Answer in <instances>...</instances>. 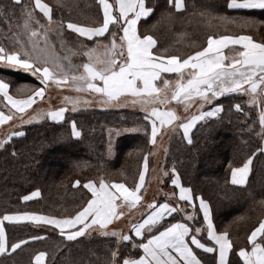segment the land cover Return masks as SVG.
I'll return each instance as SVG.
<instances>
[{"label":"trees","instance_id":"16d2710c","mask_svg":"<svg viewBox=\"0 0 264 264\" xmlns=\"http://www.w3.org/2000/svg\"><path fill=\"white\" fill-rule=\"evenodd\" d=\"M41 1L51 9V23L55 27L50 38L49 67H53L51 61L55 60L65 67L69 77L79 74L82 64L88 60L85 52L91 48L103 49L112 38L106 33L104 37L85 39L67 25L98 26L102 23L99 1ZM228 1L183 0L184 8L177 10L168 0H146L153 12L139 21L138 34L153 36L157 41L154 52L165 54L166 49V54L183 58L202 50L209 35H250L256 42H264V9L230 10ZM13 5L14 0H0V7L5 9L0 15V37L5 36L11 23L19 20L24 7L32 9L36 19L49 21L33 8L32 0H21L20 5ZM244 18L254 23L242 26ZM110 30L117 33L118 39L119 24L111 25ZM97 40L103 43L98 46ZM0 43L5 45L4 40ZM0 79L9 84L12 95L26 96L42 86L35 77H23L1 68ZM217 103L223 105V111L197 123L191 132V144L179 129L169 135L164 157L159 162L166 177L157 202L169 199L164 190L170 187L171 170L175 167L182 184L191 188L194 196L208 202L215 230L228 233L233 243L230 264H242L238 251L250 247L248 236L264 219L261 203L264 201V154L257 151L264 138L259 122L262 106L250 104L244 93L221 96L209 108ZM237 104L239 110L235 107ZM0 109L5 110L1 97ZM144 117L143 112L129 109H87L66 111L60 122L45 119L24 127L20 131L23 135L12 136L0 148V217L23 212L73 216L91 198L84 187L88 182L124 183L134 189L146 156L148 170L152 164L150 123ZM73 122L80 137L72 136ZM253 153L247 183L232 185L231 168L242 166ZM34 191H39L38 198L22 199ZM186 211L194 215L196 226L203 228L199 235L201 241L210 245L200 210L194 206L187 207ZM175 221L185 222L183 214L168 218V222ZM5 231L8 244L20 240L27 243L0 257V264H33L32 259L38 252L46 253L45 264H112V251L118 253L116 259L122 264L125 258L142 255L139 247L132 246L140 242L132 232L127 234L131 236L130 241L118 243L114 236L94 235L68 242L52 227H37L31 223L5 224ZM33 236L41 238L33 240ZM147 236L146 232L145 239ZM257 242L264 245V237L260 236ZM194 251L204 264H214L213 254L207 255L195 248Z\"/></svg>","mask_w":264,"mask_h":264},{"label":"snow or ice","instance_id":"6c2138e0","mask_svg":"<svg viewBox=\"0 0 264 264\" xmlns=\"http://www.w3.org/2000/svg\"><path fill=\"white\" fill-rule=\"evenodd\" d=\"M21 0H14V5H20ZM36 6L52 21L51 9L41 0H35ZM177 10L184 8L183 0H168ZM103 8V21L95 27H83L74 23H68L67 27L80 36H85L89 40L93 37H104L105 33L111 36V43L104 44L103 49L91 48L85 55L89 60L82 65L83 72L71 76L74 82V90L77 92L89 91L99 94L102 104L119 102L121 97H131L134 104L139 103L144 106L146 113L144 119L151 124L149 143L155 144L162 127L173 125L181 118L173 110L162 111L155 107L157 104L168 103V97L161 98L162 89L155 83L161 77V73H175V89L172 91L171 100L178 102H189L199 98L200 109L205 104H212L217 98L230 93H246L249 95L250 104H258V97L264 99V42H256L250 35H209L207 46L202 50H197L194 54L183 58L175 54H165L154 52L157 41L152 35H140L137 32V22L143 17L147 18L153 8L147 6L146 0H116L115 8L107 0H100ZM230 9H264V0H229ZM5 9L0 7V15ZM118 12V16L114 15ZM24 16L23 34L12 33V39L18 50L6 49L0 45V64L10 69H22L30 72L39 79L44 87H37L32 95L26 99L17 100L9 94V84L0 80V95L15 109L5 115L0 111V124L18 119L21 124L31 123L38 116H29L25 119L26 110L36 102L35 98H43L49 82L57 85L68 81L67 70L59 65L55 60L51 61L53 67L46 66L49 59L41 55L38 41H33L37 36V29L31 26L34 20L33 13L27 7L22 9ZM121 21L123 22L121 24ZM38 24L39 21L37 20ZM248 18H244L242 26L253 24ZM119 24L123 35L119 36L117 44V33L110 30V25ZM22 35H27L28 40L24 41ZM107 40V37H105ZM99 45L103 43L97 40ZM230 45L232 56L227 57L222 53V49ZM126 49V56L124 55ZM228 61V62H226ZM63 73L58 76L57 72ZM78 71V69H76ZM99 83H96V82ZM171 81L165 79L164 85L167 87ZM68 99L67 97L65 98ZM73 111L76 109L78 100L72 101ZM87 103V101H85ZM186 103V108L190 107ZM239 110V104L235 105ZM65 108L49 111L47 118L51 121L60 122L64 120ZM223 111V105L217 103L207 111L201 110L198 115H192L179 122L178 127L183 130V138L192 143L190 132L197 125L198 121L209 117H216ZM260 126L264 130V108L261 109ZM138 130V129H134ZM147 131V129H145ZM23 132L16 131L8 134V139L12 136H21ZM75 122L72 123V136L80 137ZM7 140L0 141V148L4 147ZM258 152L264 154V148H258ZM249 156L240 167L231 168V183L233 185H245L247 183L253 157ZM148 168V159L145 157L143 170L139 172V181L134 189L126 187L124 183L108 184L101 180L97 188L92 182L84 185L92 193V198L87 200L86 206L82 207L75 215L65 218L55 216L40 215L37 213L23 212L15 214H5L0 218V254L8 250V242L5 235L4 221L10 223L31 222L37 227L50 225L59 230V234L65 241L76 242L78 238L88 235L95 229L104 236H114L117 242L130 241L131 236L109 231V225L114 220L124 215L123 207L135 208L141 201V189L145 183V172ZM167 174V173H166ZM79 184V181L76 182ZM171 184L178 190V199L175 203L168 200L164 202L152 201L147 205L148 211L143 214L142 219L133 224L131 230L139 244L133 243V248L139 247L143 251L138 259L125 258L123 264H203L195 249H200L205 253L214 255L216 264H230L229 254L233 249V243L227 232L218 233L211 219V210L207 201L202 197L194 196L192 189L185 187L180 179L175 167L171 170ZM39 191H34L31 195L23 196V200L28 201L39 196ZM176 196V192L166 194ZM199 200V210L203 213L204 224L207 228V237L211 245L203 243L199 234L202 227H197L195 217L186 211L187 207H194L195 201ZM181 201L184 203L182 204ZM264 204V201L261 202ZM183 214L185 222H168V218L173 214ZM187 221H193L188 223ZM148 233L145 242V233ZM264 237V220L259 222L248 236V242L252 245L251 252L240 248L238 255L243 264H264V245L256 242L257 235ZM33 236L31 239H40ZM27 241L20 240L12 243L10 248L15 251L26 244ZM194 246V248H193ZM118 253L112 251V264H120L116 259ZM45 252H40L34 258V264H43Z\"/></svg>","mask_w":264,"mask_h":264},{"label":"crops","instance_id":"0c3cea01","mask_svg":"<svg viewBox=\"0 0 264 264\" xmlns=\"http://www.w3.org/2000/svg\"><path fill=\"white\" fill-rule=\"evenodd\" d=\"M98 1H99V4H100V0H98ZM107 2L108 3H111L113 5V7L115 8L116 0H112V1H108L107 0ZM228 3H229V1H228ZM173 6H174V3H173ZM227 6H228V4H227ZM100 8H101V13H102V21H103V8H102V5L101 4H100ZM174 8H175V6H174ZM230 10H263V9H230ZM114 15H117L118 16V12H114ZM144 19H146V18H143L142 17L139 21L144 20ZM139 21L137 22V32H138V23H139ZM122 23L123 22L121 21V24ZM71 31H73V30H71ZM76 34H78V33H76ZM121 35H123V33H122L121 29H120L119 36H121ZM80 37H83L85 39H88L85 36H80ZM95 38H99V37H93L92 39H95ZM119 43H120V41H119V37H118L117 44L119 45ZM206 46H207V44H206ZM233 47H239V46L238 45H236V46L230 45L228 48L222 49V53L225 56H227V57H231L232 56V52H230V50ZM98 49H102V48H98ZM228 50H229V52H227ZM124 55L126 56V49H125ZM88 60H89V58H88ZM88 60H87V62H88ZM226 62H228V61H226ZM82 72H83V68L81 69V72L80 73H82ZM59 74L60 73L57 72V75L58 76H60ZM164 75H173V76H171L170 78H164V77H162ZM160 78L162 79L161 82H159V79H158L155 83L157 84V86H159L162 89L161 94H160L161 95V98H163L164 96H167L169 102L168 103H164V104H157V105H155V107H157L158 109H160L162 111H167V110H170V109L173 110L177 114V116H179L181 118V121H183L186 118H190L192 115H198L201 110L207 111V110L210 109L209 108L210 104H205L203 106V109H200L198 107V105L200 103L199 98H195L194 100L189 101V102H178V101L175 102L174 100H171L172 91L175 89V86H176L175 85V81L177 79V75L175 73H161V77ZM165 79L171 81V83L167 87H165V85H164V80ZM96 83H99V82L97 81ZM41 87H44V86L42 85ZM49 89H50V92H49ZM8 91H9V94L12 95L11 92H10V88L8 89ZM65 92L68 95H72V94L78 95L79 97H81L83 103H85V101H87V104L86 103L84 104L86 106L76 108L75 111H78V110H87V109H98V110H123V109H129V110L141 111V112H143L146 115V113L144 111V106H142L139 103L134 104L132 102V99L133 98H131V97H127V98L126 97H121L118 103L117 102H113L111 104L105 105V104H102L100 102L99 94L91 93L89 91H84V92H77V91H75L74 90V82L71 80V76H70L69 79H68V81H66L64 83H61L59 85H57L56 83L50 81L48 87L45 90V94H44L43 98H39V101L37 103H34L31 106V108H29V109L26 110L25 119H27L29 116H33L36 112H38L37 106L39 107L43 103L44 99L48 98V100H49V96H50L49 104H46L43 107H39L40 108L39 110H40V112L42 114L41 118L43 120L48 119L47 118V113L49 111H55V110H57L59 108H65L66 111H73V110H71V108H66L65 107V105H66L65 103L57 102L55 100V96H57L58 94L60 95V93L63 94ZM32 93L29 94V95H26V96H18V95H12V96H13L14 99L22 100V99H26L28 96L32 95ZM0 97L2 98V101L4 103V107H5V110L4 111L1 110V109H0V111H2L5 115L9 114L10 111L12 113H15V109H12L11 108V105L4 99V97L2 95H0ZM186 103H189L191 106L186 108ZM37 119H39V118H37ZM37 119H34L33 121H35ZM33 121L31 123H23V124H21L18 119H13L11 121H7L4 124H0V141L8 140V134H10L12 132L21 131L24 127H26V126H28L30 124L37 123V122H33ZM181 121H176V122H174L173 125H167V126L161 128L160 134H158V136L156 138V143L155 144H152V153H154V149H156V147H157V141L159 140L160 137H162L163 139H165V141H163L162 147L161 148L159 147V149H161L160 152H162L163 149H164V147H165V144L167 142V139H168L169 135L173 131H175L176 129H179L182 132V134H183V130L178 127V124ZM198 122H200V121H198ZM150 130H151V124H150ZM191 132H190V135H191ZM261 148H264V138L262 139ZM157 167H158V169L160 168L159 165ZM157 167H156V169H157ZM151 169L148 170V168H147V171L145 172V183H144V185H143V187L141 189V192H140V195L142 197L141 198V201L137 204V206L135 208L129 209L127 207H123L121 210L124 212V215L121 216L119 219L114 220L112 222V224L109 225V228H108L109 231L110 230L111 231H116L118 233H122V234H125V235H127L129 232H132V230H131L132 225L135 224V223H137V222H139L142 218H139L138 221L136 220L134 223L130 224V222L127 223V221L130 219V216H132L133 213H136L137 212V208H140L141 209V207H144V206L147 207V205L149 203H151L152 201H154V200L155 201H158L160 193L163 192L162 191L163 190L162 187L164 185V179H165L166 176L165 175L162 176L161 177V181L160 180L157 181L159 183L158 192H155V191L154 192H151V194L148 196V192L150 191L151 185H154V177H155L154 176L155 174L154 173H151V171H150ZM142 170H143V167H142ZM138 181H139V178H138ZM92 183L98 188L100 181H98V182H92ZM230 183H231V172H230ZM108 184H112V183H108ZM169 186H170L169 189H165L164 190V191H166L165 194H170V193L176 192V196H170V195H168V197H169L168 201L171 202V203H175L176 200L178 199V195H179L178 190H176L173 187V185L171 184V181L169 182ZM234 186H244V185H234ZM130 189H132V188H130ZM90 194H91V198H92V193L90 192ZM29 195H31V194H29ZM156 196H157V198L155 199ZM38 197L39 196L33 197L30 200L36 199ZM197 197H199V196H197ZM181 202H183V201H181ZM142 205H144V206H142ZM194 206H196L199 209V200H196L195 201V205ZM191 208H193V207H191ZM145 210H146V212L148 211V209H145ZM200 213H201L202 218H203V213L202 212H200ZM0 218H2V217H0ZM57 218H65V217H57ZM21 223H31V222H26L25 221V222H21ZM5 224H17V223H10L8 221H4V228H5ZM124 224H126V225L128 224L129 228L128 227L123 228L122 226H124ZM48 226H50V225H48ZM50 227H52V226H50ZM112 229H114V230H112ZM55 230H57L59 232L58 229H55ZM205 230H206V238L208 240L206 225H205ZM93 233L100 234V232L98 230H95V229L91 230L89 234H93ZM218 233H222V232H218ZM5 235H6V231H5ZM259 237H260V235L258 234L257 235V239ZM6 239H7V237H6ZM146 239H145V242H146ZM256 242H257V240H256ZM10 246L11 245L8 244V250L5 253L0 254V257H2L4 255H9V254H11V253L14 252V251L11 250ZM193 248H194V246H193ZM251 248H252V245H250V247L248 249H245V250L248 251V252H251ZM198 250H200V249H198ZM200 251H202V250H200ZM39 253L40 252H38V253H36L34 255V257L32 259V263L33 264H34V258H35V256L38 255ZM203 253H205V252H203ZM205 254L211 255L210 253H205ZM142 255H143V251H142ZM229 256H230V254H229ZM138 258H135V259H138ZM45 259H46V256L44 258L43 264H45ZM240 260H241V258H240ZM241 262L243 264V261L242 260H241ZM122 264H123V262H122ZM214 264H216L215 261H214Z\"/></svg>","mask_w":264,"mask_h":264},{"label":"rangeland","instance_id":"374dc122","mask_svg":"<svg viewBox=\"0 0 264 264\" xmlns=\"http://www.w3.org/2000/svg\"><path fill=\"white\" fill-rule=\"evenodd\" d=\"M32 3H33V8L40 12L43 17L45 18V20L48 21V18L44 16V14L40 11V9L36 6V3H35V0H32ZM41 3H43L41 1ZM44 4V3H43ZM29 11L30 8H28ZM32 12V11H31ZM33 13V12H32ZM34 16V15H33ZM38 19H36V17L34 16V20L31 22V26L35 29H37V36L36 37H33V41H38L39 43V46H40V49L42 50L41 51V55L45 58V59H49L50 61V55L52 56V53H51V43H50V38H51V33L53 31V29L55 28L54 25L51 23V22H44V21H39V23L37 24L36 21ZM23 24H24V16H23V13H22V16L19 18V20L11 23L9 29L3 34L5 36H2L0 37V40H4V44L5 45H2L4 46L6 49H14V50H18L19 49V45H17L15 43V41L12 39V33H21L23 34L24 32V29H23ZM22 39L24 41H27L28 40V36L27 35H22ZM1 45V43H0ZM59 63V62H58ZM46 66H50V62L48 65ZM63 67V66H62ZM0 68L1 69H4V70H8V71H15L16 73L22 75L23 77H32V78H37L36 76L32 75L30 72H26L22 69H10V68H7L5 65L3 64H0ZM65 69V67H63ZM58 73H60L59 75H61V72L58 71ZM51 87V86H50ZM49 92H50V89H49ZM48 92V93H49ZM244 95L246 96V99L247 101L249 102V95L244 93ZM68 98L67 100L65 98ZM34 99L36 100L35 103H37L39 101V98H35ZM49 100H50V96H49ZM49 100L48 98L44 99L43 103L39 106V107H43L44 105L46 104H49ZM55 100L57 102H62V103H65V107L66 108H71V110L73 109V103L72 101H76L78 100L79 103L76 105V108H79V107H83V106H86L84 105L85 103L82 102V99L81 97H79L78 95H68L66 92L61 94L60 95L58 94L57 96H55ZM258 101H259V105L262 106V108H264V99H261L258 97ZM87 104V103H86ZM37 106V109H38V112H36L33 116H38L39 119L33 121V122H40L42 121L43 119L41 118L42 114L40 112V108ZM163 141H165V139H163L162 137L159 138V140L157 141V147L156 149H154V153H152V164H151V168L154 170L151 169V173H154L155 177H154V185H151L150 187V191L148 192V196L151 194V192H158V189H159V183L157 182L158 180L161 181V177L165 175V172H163L162 168L160 167L159 165V162L160 160L164 157V149L162 152L161 149H159V147L161 148L162 145H163ZM159 165V169H158V166ZM163 165V164H162ZM144 166V165H143ZM142 166V167H143ZM157 167V169H156ZM157 190V191H156ZM161 194V193H160ZM156 195V194H155ZM160 197V195H159ZM157 198V196L155 197V199ZM144 206V205H142ZM147 207L144 206V207H141L140 208H137V212L136 213H133L132 216H130V219L127 221L130 222V224L134 223L136 220L138 221L139 218H142L143 214L146 213V210ZM123 228H126L128 226V224H124V226H122ZM114 230V229H112ZM111 232V230H110ZM104 236V235H101V234H98V233H93V234H88V235H85L83 237H90V236ZM110 236V235H109ZM122 241H120L119 243H121Z\"/></svg>","mask_w":264,"mask_h":264}]
</instances>
